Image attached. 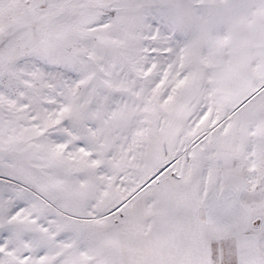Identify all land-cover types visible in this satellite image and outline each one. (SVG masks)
I'll list each match as a JSON object with an SVG mask.
<instances>
[{"label": "snow or ice", "instance_id": "snow-or-ice-1", "mask_svg": "<svg viewBox=\"0 0 264 264\" xmlns=\"http://www.w3.org/2000/svg\"><path fill=\"white\" fill-rule=\"evenodd\" d=\"M0 264H264V0H0Z\"/></svg>", "mask_w": 264, "mask_h": 264}]
</instances>
